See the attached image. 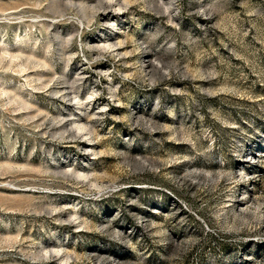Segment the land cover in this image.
Here are the masks:
<instances>
[{
	"label": "rangeland",
	"instance_id": "rangeland-1",
	"mask_svg": "<svg viewBox=\"0 0 264 264\" xmlns=\"http://www.w3.org/2000/svg\"><path fill=\"white\" fill-rule=\"evenodd\" d=\"M0 264H264V0H0Z\"/></svg>",
	"mask_w": 264,
	"mask_h": 264
}]
</instances>
